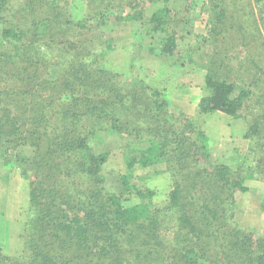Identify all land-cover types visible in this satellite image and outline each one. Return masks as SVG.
Instances as JSON below:
<instances>
[{"label": "trees", "instance_id": "16d2710c", "mask_svg": "<svg viewBox=\"0 0 264 264\" xmlns=\"http://www.w3.org/2000/svg\"><path fill=\"white\" fill-rule=\"evenodd\" d=\"M183 1L0 0V216L19 250L0 244V264H264V233L238 223L234 200L264 180V0H208V36ZM122 28L137 56L204 68L193 114L113 69L107 34ZM213 111L246 120L236 163L209 162L199 117ZM15 168L21 192L6 188ZM147 169L168 173L162 204Z\"/></svg>", "mask_w": 264, "mask_h": 264}, {"label": "rangeland", "instance_id": "374dc122", "mask_svg": "<svg viewBox=\"0 0 264 264\" xmlns=\"http://www.w3.org/2000/svg\"><path fill=\"white\" fill-rule=\"evenodd\" d=\"M178 6H183L185 1L172 0ZM252 4L257 8L256 3L252 0ZM191 19L193 22V31L196 34L208 36V0H191ZM76 9L81 13V5ZM255 8V9H256ZM264 33V21L261 22ZM112 37L114 51L110 52L108 62L114 70L131 77L136 76L144 79L146 83L157 88H163L169 95V98L182 105L189 113L193 114L197 105L198 99L205 93L204 85V68L199 67L198 63L189 61L175 62L172 58H159L143 51L141 56H137L135 41L132 33L124 28L119 31L107 34ZM208 43H201L199 60L206 58L208 53ZM197 58V59H198ZM199 62V61H198ZM203 63V62H202ZM200 64V63H199ZM240 85H237V89ZM199 122L208 136V154L209 162L215 163L218 161H226L228 163H236L248 154L249 139L244 138V132L247 127L246 120L243 117H232L221 111H213L203 114L199 117ZM123 142H112L106 145L105 149H110L116 152ZM115 165L122 164L121 158L114 153L111 163ZM121 166V165H120ZM159 170L165 168V163L157 164ZM146 175V183L156 190L154 199L157 204H162L169 190V176L167 172L158 173L155 170L147 169V172H142ZM10 182L6 186L7 190L21 192L23 190V182L17 168L10 173ZM249 189L246 192L235 193V201L237 204L236 217L238 223L242 225L252 226L259 233H264V180L248 179L245 182ZM106 186L108 189L116 190L118 181L110 175H106ZM25 193L20 196L19 200H23ZM138 201L136 197L124 202V205H131ZM20 202L15 200V203H7L5 209L14 211L18 208ZM8 220V218H5ZM16 229L8 226L6 232V240L4 241L3 250L10 255L16 254L19 250L16 244ZM16 247V248H15ZM18 250V251H17Z\"/></svg>", "mask_w": 264, "mask_h": 264}, {"label": "crops", "instance_id": "0c3cea01", "mask_svg": "<svg viewBox=\"0 0 264 264\" xmlns=\"http://www.w3.org/2000/svg\"><path fill=\"white\" fill-rule=\"evenodd\" d=\"M5 216H0V244H4V240H6V232L9 226V221L5 219Z\"/></svg>", "mask_w": 264, "mask_h": 264}]
</instances>
